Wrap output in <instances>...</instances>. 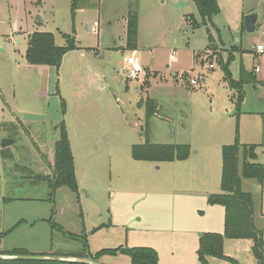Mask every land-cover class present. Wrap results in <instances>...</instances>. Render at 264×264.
Wrapping results in <instances>:
<instances>
[{
	"label": "rangeland",
	"instance_id": "rangeland-1",
	"mask_svg": "<svg viewBox=\"0 0 264 264\" xmlns=\"http://www.w3.org/2000/svg\"><path fill=\"white\" fill-rule=\"evenodd\" d=\"M218 2L220 12L205 26L193 0H80L88 6L76 11L72 0H0V231L23 221L0 250L24 246L30 254L66 256L82 243L64 232L85 230L93 254L146 246L158 251V264H200L201 235L224 231V207L208 197L222 191L225 146L256 144V161L264 163V83L258 82L264 52L255 54L264 46V0ZM129 9L139 14L136 77L124 61L134 51L125 45ZM251 13L260 16L253 32L244 23ZM95 22L97 33L90 29ZM35 31L53 33L61 46L75 34L78 49L65 54L60 69L29 64ZM226 66L236 81L259 66L256 80L243 85L241 104L224 78ZM62 121L79 195L62 186L52 198L44 175L53 171L48 164ZM6 138L29 161L36 182L22 183L19 163L4 160ZM146 141L186 144L191 152L185 160L135 159L133 146ZM242 187L254 195L255 224L264 236V187L254 179ZM17 196L23 199L11 200ZM247 240L228 239L224 253L239 264H259ZM98 261L132 264L121 253Z\"/></svg>",
	"mask_w": 264,
	"mask_h": 264
},
{
	"label": "trees",
	"instance_id": "trees-1",
	"mask_svg": "<svg viewBox=\"0 0 264 264\" xmlns=\"http://www.w3.org/2000/svg\"><path fill=\"white\" fill-rule=\"evenodd\" d=\"M202 18V25H209L213 17L220 12L218 0H193ZM88 6L80 3V0H72V10ZM193 15H189V21H193ZM199 25V24H198ZM139 27V14L135 9H129L127 15V48L136 49ZM67 45L61 46L56 43L53 33L35 31L28 37V48L26 60L32 65H42L60 69L65 54L71 50L78 49L75 34H66ZM225 76L233 90L238 92V104L244 100L243 85L246 81H254L255 73H246L241 80L236 81L231 77L228 67H224ZM148 83V82H147ZM264 83V81H263ZM65 105V104H64ZM57 128L59 138L55 141L53 157V176L48 180L50 195L53 198L58 188L65 186L76 195H79V185L76 176L74 155L71 140L65 121ZM11 140H4L3 144H10ZM256 144H240L225 146L223 150V170L221 177L222 191L210 194V204H219L225 208V228L223 233L205 232L200 237L198 258L200 264H210L209 257L239 264L238 261L224 253L225 239H251L253 241L252 251L259 264H264V236L255 224V205L252 192L243 189L244 179H254L261 187H264V163L257 160ZM191 152L190 146L186 144H158L146 141L133 146V156L137 160L147 161H176L185 160ZM82 216V214H81ZM53 228L56 225L49 219ZM83 223V221H82ZM11 229L0 231V241L10 233ZM63 231V230H62ZM78 239L82 243L81 251L66 254V256L92 258L99 260L103 255L115 256L119 253L127 254L132 264H158L159 254L156 249L146 246L103 248L95 254L89 251L88 236L83 230L81 234L64 232ZM0 254L16 255L30 254L29 251L14 247L9 251H0ZM0 264H87L75 261H36L18 259H0Z\"/></svg>",
	"mask_w": 264,
	"mask_h": 264
},
{
	"label": "water",
	"instance_id": "water-1",
	"mask_svg": "<svg viewBox=\"0 0 264 264\" xmlns=\"http://www.w3.org/2000/svg\"><path fill=\"white\" fill-rule=\"evenodd\" d=\"M258 13H251L246 15L244 23L245 28L249 32H253L256 29V25L259 21ZM86 28L88 26L86 25ZM0 259H18V260H38V261H75L83 262L87 264H103L92 258H80L72 256H63V255H45V254H16V255H6L0 254Z\"/></svg>",
	"mask_w": 264,
	"mask_h": 264
},
{
	"label": "flooded vegetation",
	"instance_id": "flooded-vegetation-1",
	"mask_svg": "<svg viewBox=\"0 0 264 264\" xmlns=\"http://www.w3.org/2000/svg\"><path fill=\"white\" fill-rule=\"evenodd\" d=\"M9 138H6V140H8ZM5 140V139H4ZM4 140L2 141V148H1V155H2V157L4 158V160L5 161H9L10 159H13L14 161H16L17 163H19V165L20 166H18V169L17 170H19V172H22V173H24V175H22V176H20L21 175V173H19V175L18 174H16V175H18L17 177H22V183H24V181H26V180H31V182H36V180H37V178H36V175L34 174L35 173V171L31 168V167H29L27 164H28V160H26V158H21V156L20 155H18V153H16V151H15V148L13 147V146H10L9 144H3V142H4ZM33 143L34 144H36L35 143V141L33 140ZM13 147V148H12ZM54 149H55V143H54ZM22 154H24V152L22 153ZM13 156H15V158L13 157ZM53 157H54V150H53V155H52V159H53ZM52 159H50V164H48L49 165V167H52V164H53V160ZM18 160V161H17ZM20 161V162H19ZM49 161V160H48ZM52 163V164H51ZM47 165V166H48ZM51 165V166H50ZM52 169H53V167H52ZM14 170V169H13ZM14 172H17L16 171V169L14 170ZM27 173H29V174H27ZM15 175V176H16ZM52 176H53V171H52V173L51 174H48L47 176L46 175H44V178H47V181L49 180V179H51L52 178ZM27 179H26V178ZM36 178V179H35ZM19 182V181H18ZM28 183H30V182H28ZM27 183V184H28ZM26 184V185H27Z\"/></svg>",
	"mask_w": 264,
	"mask_h": 264
},
{
	"label": "crops",
	"instance_id": "crops-1",
	"mask_svg": "<svg viewBox=\"0 0 264 264\" xmlns=\"http://www.w3.org/2000/svg\"><path fill=\"white\" fill-rule=\"evenodd\" d=\"M263 19H264V15H263ZM126 27H127V23H126ZM126 46H127V41H126V44H125ZM259 45V44H258ZM78 51H81V50H78ZM134 51H136L137 52V49H135ZM83 53V52H82ZM96 53H98V51L96 52ZM255 54L256 55H259V52H257L256 50H255ZM257 67H259V66H256L255 67V69H254V73L255 72H257ZM125 72H127V70H124ZM259 71V70H258ZM256 75V74H255ZM256 80V79H255ZM263 81L264 80H258V82H260V83H263ZM69 132V131H68ZM69 137H70V135H69ZM244 181V180H243ZM21 199H23V198H21V197H19V196H17V197H14L13 199H11L12 201H18V200H21ZM254 201H255V199H254ZM255 205V204H254ZM224 210H225V208H224ZM255 217H256V209H255ZM21 220V218H17V219H13V225H11V227L10 228H8V229H6V230H9V229H11V231H12V233H13V231L14 230H16V229H18V228H20L21 227V225H23V221L21 222L20 221ZM49 220V219H48ZM50 221V220H49ZM224 224H225V213H224ZM257 226V225H256ZM224 228H225V225H224ZM5 230V231H6ZM224 232V231H223ZM229 238H227L226 240H225V242H227V240H228ZM233 240V239H232ZM248 242V246L249 245H251V247L253 246V241L251 240V239H248L247 240ZM225 244V243H224ZM199 245H200V240H199ZM17 247V246H16ZM20 248H23V249H25V250H27V251H29L30 253H32V252H34L33 250H31V249H29L28 247H24V246H19ZM14 247H10V248H8V249H1L0 251H9V250H12ZM153 248V247H152ZM199 248V247H198ZM155 249V248H154ZM224 250H225V246H224ZM198 251V250H197ZM158 252V251H157ZM35 254H45V255H49V254H47V253H42V252H40V253H35ZM197 255H198V253H197ZM108 256H110V255H108ZM213 258L214 257H209V260H213ZM199 259V258H198ZM217 259V258H216Z\"/></svg>",
	"mask_w": 264,
	"mask_h": 264
},
{
	"label": "built area",
	"instance_id": "built-area-1",
	"mask_svg": "<svg viewBox=\"0 0 264 264\" xmlns=\"http://www.w3.org/2000/svg\"><path fill=\"white\" fill-rule=\"evenodd\" d=\"M98 22H95L94 25L90 28L92 32L97 33V27ZM256 51L259 53L264 52V46L259 44L256 46ZM124 61L127 62L129 65H131V73L130 76L136 77L137 75L141 74L142 67H141V61L140 58L137 56V52L133 51L132 55L125 57ZM210 67H213V65H210ZM259 70V67H257V71ZM129 72V70H127Z\"/></svg>",
	"mask_w": 264,
	"mask_h": 264
}]
</instances>
